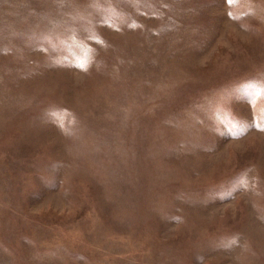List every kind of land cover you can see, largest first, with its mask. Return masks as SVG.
<instances>
[{"label": "rangeland", "instance_id": "obj_1", "mask_svg": "<svg viewBox=\"0 0 264 264\" xmlns=\"http://www.w3.org/2000/svg\"><path fill=\"white\" fill-rule=\"evenodd\" d=\"M0 264H264V0H0Z\"/></svg>", "mask_w": 264, "mask_h": 264}, {"label": "snow or ice", "instance_id": "obj_2", "mask_svg": "<svg viewBox=\"0 0 264 264\" xmlns=\"http://www.w3.org/2000/svg\"><path fill=\"white\" fill-rule=\"evenodd\" d=\"M230 2H231V0H230Z\"/></svg>", "mask_w": 264, "mask_h": 264}]
</instances>
